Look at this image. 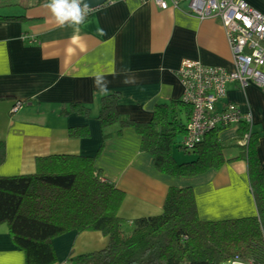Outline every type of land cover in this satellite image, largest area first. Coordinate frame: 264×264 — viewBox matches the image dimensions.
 I'll list each match as a JSON object with an SVG mask.
<instances>
[{
	"label": "crops",
	"instance_id": "obj_1",
	"mask_svg": "<svg viewBox=\"0 0 264 264\" xmlns=\"http://www.w3.org/2000/svg\"><path fill=\"white\" fill-rule=\"evenodd\" d=\"M49 2L0 0V178L34 175L41 158H94L101 152L96 168L102 179L125 194L119 212L129 222L125 247L137 241L131 222L161 215L171 188L193 190L203 222L255 217L247 163L239 148L224 152L226 163L218 170L174 180L155 170L135 129L119 134L117 127L104 130L97 120L102 99L114 94L119 114L145 124L158 106L181 102L184 91L177 72L184 61L234 71L220 22L201 23L186 7L162 11L155 0H112L90 11L76 31V26L57 23L46 7ZM246 2L264 16V0ZM97 74L110 81L107 95L101 92L106 81L95 87ZM126 75L134 82L124 83ZM17 104L21 109L13 114ZM226 104L250 112L264 166V93L251 84L228 94L219 107ZM73 105L89 109L91 119L71 112ZM239 128L221 131L219 141H236ZM107 243L99 233L71 232L52 245L57 264H69ZM24 263L8 229L0 227V264Z\"/></svg>",
	"mask_w": 264,
	"mask_h": 264
},
{
	"label": "trees",
	"instance_id": "obj_2",
	"mask_svg": "<svg viewBox=\"0 0 264 264\" xmlns=\"http://www.w3.org/2000/svg\"><path fill=\"white\" fill-rule=\"evenodd\" d=\"M118 95L102 99L97 120L104 130L119 134L133 128L142 139L141 150L153 167L174 180L193 179L218 170L224 152L239 148L247 163L248 179L257 209L251 218L222 222L199 219L191 188H171L161 215L131 222L136 243L125 247L129 222L119 215L125 194L104 181L94 158L51 156L36 161L34 175L0 178V227L24 254V264H57L53 241L68 233H99L107 246L92 254L69 259V264H264V166L258 157L259 139L253 133L241 143L247 127L241 125L236 141H219L211 132L188 150L183 146L192 108L183 101L158 106L150 123H137L117 111ZM71 112L90 118L89 109L73 105ZM69 115V113H65ZM193 154L178 163L173 150ZM3 158L0 156V166Z\"/></svg>",
	"mask_w": 264,
	"mask_h": 264
},
{
	"label": "built area",
	"instance_id": "obj_3",
	"mask_svg": "<svg viewBox=\"0 0 264 264\" xmlns=\"http://www.w3.org/2000/svg\"><path fill=\"white\" fill-rule=\"evenodd\" d=\"M112 0H109L111 2ZM162 11L181 12L203 23L217 19L225 33L235 70L209 67L197 62H182L177 77L183 88L182 101L192 108L183 146L191 150L211 132L247 127L243 146L253 132L250 112L243 114L233 104L219 105L230 93L244 91L249 85L264 93V16L252 9L246 0H155ZM34 41H31V43ZM22 104L13 109L16 114Z\"/></svg>",
	"mask_w": 264,
	"mask_h": 264
},
{
	"label": "clouds",
	"instance_id": "obj_4",
	"mask_svg": "<svg viewBox=\"0 0 264 264\" xmlns=\"http://www.w3.org/2000/svg\"><path fill=\"white\" fill-rule=\"evenodd\" d=\"M46 7L51 10L57 23L61 27H65L66 25L76 26V31H79L78 26L85 22L91 11L89 5L85 3L84 0H50ZM102 80L106 81V83L101 92L103 95H107V85L110 81H107L104 76L97 74L94 84L96 87L97 85H100ZM123 82L127 84L134 82V80L126 75ZM236 264H239L238 260L236 261Z\"/></svg>",
	"mask_w": 264,
	"mask_h": 264
},
{
	"label": "rangeland",
	"instance_id": "obj_5",
	"mask_svg": "<svg viewBox=\"0 0 264 264\" xmlns=\"http://www.w3.org/2000/svg\"><path fill=\"white\" fill-rule=\"evenodd\" d=\"M174 153V158L178 163H184V162H191L194 161L196 159V157L193 154H187L184 152L179 151L178 149L174 148L173 150ZM128 226H127V230H128Z\"/></svg>",
	"mask_w": 264,
	"mask_h": 264
},
{
	"label": "water",
	"instance_id": "obj_6",
	"mask_svg": "<svg viewBox=\"0 0 264 264\" xmlns=\"http://www.w3.org/2000/svg\"><path fill=\"white\" fill-rule=\"evenodd\" d=\"M90 7L91 11L97 10L105 5L109 4V0H84Z\"/></svg>",
	"mask_w": 264,
	"mask_h": 264
}]
</instances>
